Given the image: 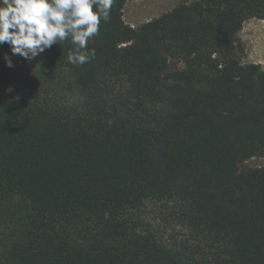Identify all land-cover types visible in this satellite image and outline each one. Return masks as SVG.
Here are the masks:
<instances>
[{"label": "trees", "instance_id": "obj_1", "mask_svg": "<svg viewBox=\"0 0 264 264\" xmlns=\"http://www.w3.org/2000/svg\"><path fill=\"white\" fill-rule=\"evenodd\" d=\"M116 0L72 65L0 47V264H264V0H183L139 28ZM165 227L152 222L157 211Z\"/></svg>", "mask_w": 264, "mask_h": 264}, {"label": "clouds", "instance_id": "obj_2", "mask_svg": "<svg viewBox=\"0 0 264 264\" xmlns=\"http://www.w3.org/2000/svg\"><path fill=\"white\" fill-rule=\"evenodd\" d=\"M116 0H0V47L5 66L14 67L12 57L25 61L39 57L54 44L70 39L67 53L72 65L95 59L88 42L97 36L101 21L109 22Z\"/></svg>", "mask_w": 264, "mask_h": 264}, {"label": "rangeland", "instance_id": "obj_3", "mask_svg": "<svg viewBox=\"0 0 264 264\" xmlns=\"http://www.w3.org/2000/svg\"><path fill=\"white\" fill-rule=\"evenodd\" d=\"M183 0H127L123 9L124 22L139 28L143 24L156 19L166 13L172 12ZM239 37L244 45V63L260 64L264 67V20L251 19L243 24ZM264 168V159L254 157L239 166L241 172ZM157 211L155 206L149 208ZM152 222L165 227L168 223L166 215L162 212L152 214Z\"/></svg>", "mask_w": 264, "mask_h": 264}]
</instances>
